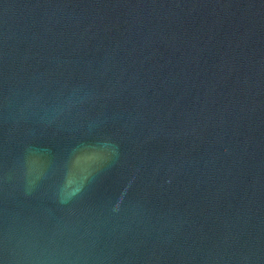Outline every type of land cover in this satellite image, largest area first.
<instances>
[{"label":"water","instance_id":"obj_1","mask_svg":"<svg viewBox=\"0 0 264 264\" xmlns=\"http://www.w3.org/2000/svg\"><path fill=\"white\" fill-rule=\"evenodd\" d=\"M0 264H264V0H0Z\"/></svg>","mask_w":264,"mask_h":264}]
</instances>
